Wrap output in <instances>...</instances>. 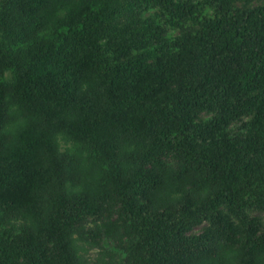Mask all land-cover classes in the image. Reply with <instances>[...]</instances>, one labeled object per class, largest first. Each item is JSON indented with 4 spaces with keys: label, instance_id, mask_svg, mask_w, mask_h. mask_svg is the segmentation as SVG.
Returning a JSON list of instances; mask_svg holds the SVG:
<instances>
[{
    "label": "trees",
    "instance_id": "obj_1",
    "mask_svg": "<svg viewBox=\"0 0 264 264\" xmlns=\"http://www.w3.org/2000/svg\"><path fill=\"white\" fill-rule=\"evenodd\" d=\"M241 1L0 0V264H264Z\"/></svg>",
    "mask_w": 264,
    "mask_h": 264
},
{
    "label": "rangeland",
    "instance_id": "obj_2",
    "mask_svg": "<svg viewBox=\"0 0 264 264\" xmlns=\"http://www.w3.org/2000/svg\"><path fill=\"white\" fill-rule=\"evenodd\" d=\"M242 1L239 2V4L240 3H242V4H247L248 3L247 5H249V6H255V5L264 4V0H249L248 2H242ZM159 51L160 52H158L157 55H159V56L165 55V53H164L165 51L161 47H159ZM213 114H214L213 112H204L201 115V117L204 120V119H207V118L211 117ZM249 119L250 118H248L247 120H249ZM241 125H242V121H236L235 123L232 124V126L230 127V129H233V130L234 129H238ZM96 254H97V250L96 249H94V251H90V255L92 257H95Z\"/></svg>",
    "mask_w": 264,
    "mask_h": 264
},
{
    "label": "clouds",
    "instance_id": "obj_3",
    "mask_svg": "<svg viewBox=\"0 0 264 264\" xmlns=\"http://www.w3.org/2000/svg\"><path fill=\"white\" fill-rule=\"evenodd\" d=\"M229 255H231V254H229Z\"/></svg>",
    "mask_w": 264,
    "mask_h": 264
}]
</instances>
